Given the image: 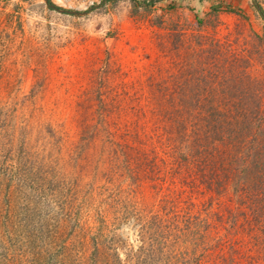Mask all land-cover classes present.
Segmentation results:
<instances>
[{"label": "rangeland", "instance_id": "obj_1", "mask_svg": "<svg viewBox=\"0 0 264 264\" xmlns=\"http://www.w3.org/2000/svg\"><path fill=\"white\" fill-rule=\"evenodd\" d=\"M144 1L0 0V264H264L233 151L210 169L166 124L170 102L237 101L197 95L210 41L263 86L264 0Z\"/></svg>", "mask_w": 264, "mask_h": 264}, {"label": "trees", "instance_id": "obj_2", "mask_svg": "<svg viewBox=\"0 0 264 264\" xmlns=\"http://www.w3.org/2000/svg\"><path fill=\"white\" fill-rule=\"evenodd\" d=\"M156 1L158 0H146L143 2V6L149 8ZM253 1L256 2V0ZM169 7L175 8V5L171 4ZM53 9L58 10V7L54 6ZM255 9L264 21V10L257 3H255ZM199 38L198 34V36L195 35L192 39L197 42ZM262 42L264 43V39H262ZM211 43L212 41L204 47L209 48L211 46L208 51L197 49V52L212 55L213 59H209V64L213 65L217 71L215 73L213 70L210 71L209 81H206L205 76L200 79L201 83L205 86L200 87L197 95L205 94L212 97L216 94H227L229 98H236L237 101L223 102L209 100L204 102H180L177 104L170 102L168 112L172 116L166 120V124L168 128L172 127L181 132L183 140L188 141L192 138L206 140V142L203 141L204 144L193 141L194 148L190 152L192 157V154L197 153L201 148L204 151H210V157L213 159V164H208V168L210 169L215 168V165L221 163L222 160L217 157L220 155L221 150L227 148L229 151H233L229 156V161L236 163L235 169L230 174V180H236V189L234 188V191L237 193V196L247 197L249 201L259 197L260 205L256 204L254 206L257 207L260 214H264V84L263 86H258L260 84L258 82V85H254V81L250 79L249 75L243 72L245 68L243 64H249L247 59L230 58L228 64H224V62L219 61L218 51L212 52L213 48L217 47L218 44L211 45ZM188 45L186 50L194 53L193 43H189ZM222 55L224 54L222 53ZM221 68H226L225 82L219 83L218 87L212 86L211 84L215 83L212 81L216 78L218 79V74H221V70H223ZM241 68L243 70H240ZM172 69H175L176 73L171 76V89L180 87L181 82L185 84L187 80L185 71L187 73L193 70L187 68V70L182 72L178 63H174ZM242 79L243 83L246 84V89L241 88L240 83L237 82V80ZM220 87L222 91H217ZM174 93L175 91L170 96ZM195 133H199L203 137L200 135L196 136L194 135ZM213 146H216L218 150ZM213 175L214 173L211 174L212 177ZM206 182L208 185L209 182ZM218 182L220 181L218 180ZM210 188L212 191V185L208 186V190ZM233 218L236 220L237 216H233ZM262 218H264V215ZM255 221L257 223L261 221L260 227L262 229V225L264 226L262 220L256 216ZM250 223L251 220L246 222V224ZM205 227V231H201L202 235L208 232V226L206 225ZM230 258L231 264L237 258L240 260L239 257ZM225 262L228 263L227 259L223 257L222 264H225Z\"/></svg>", "mask_w": 264, "mask_h": 264}]
</instances>
